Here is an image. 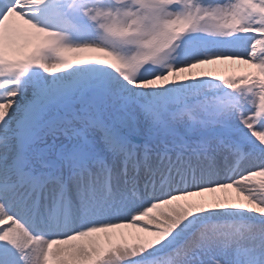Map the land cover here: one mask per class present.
<instances>
[{
  "label": "snow or ice",
  "instance_id": "1",
  "mask_svg": "<svg viewBox=\"0 0 264 264\" xmlns=\"http://www.w3.org/2000/svg\"><path fill=\"white\" fill-rule=\"evenodd\" d=\"M0 264H264V0H0Z\"/></svg>",
  "mask_w": 264,
  "mask_h": 264
},
{
  "label": "rangeland",
  "instance_id": "2",
  "mask_svg": "<svg viewBox=\"0 0 264 264\" xmlns=\"http://www.w3.org/2000/svg\"><path fill=\"white\" fill-rule=\"evenodd\" d=\"M230 63V62H229ZM209 68H216L217 74L228 75V74H237L243 71L250 70L247 65H235L233 68L225 69L223 66H208Z\"/></svg>",
  "mask_w": 264,
  "mask_h": 264
},
{
  "label": "bare ground",
  "instance_id": "3",
  "mask_svg": "<svg viewBox=\"0 0 264 264\" xmlns=\"http://www.w3.org/2000/svg\"><path fill=\"white\" fill-rule=\"evenodd\" d=\"M235 73H233V74H228V75H234ZM124 231H126V232H128V231H133V230H131V229H126V230H124Z\"/></svg>",
  "mask_w": 264,
  "mask_h": 264
}]
</instances>
